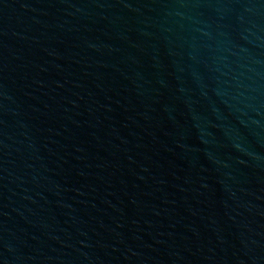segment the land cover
Listing matches in <instances>:
<instances>
[{
  "label": "water",
  "instance_id": "water-1",
  "mask_svg": "<svg viewBox=\"0 0 264 264\" xmlns=\"http://www.w3.org/2000/svg\"><path fill=\"white\" fill-rule=\"evenodd\" d=\"M0 264H264V0H0Z\"/></svg>",
  "mask_w": 264,
  "mask_h": 264
}]
</instances>
